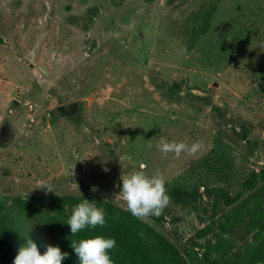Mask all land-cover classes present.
<instances>
[{
	"label": "rangeland",
	"instance_id": "1",
	"mask_svg": "<svg viewBox=\"0 0 264 264\" xmlns=\"http://www.w3.org/2000/svg\"><path fill=\"white\" fill-rule=\"evenodd\" d=\"M137 170L180 264H264V0H0V197L130 213Z\"/></svg>",
	"mask_w": 264,
	"mask_h": 264
},
{
	"label": "trees",
	"instance_id": "2",
	"mask_svg": "<svg viewBox=\"0 0 264 264\" xmlns=\"http://www.w3.org/2000/svg\"><path fill=\"white\" fill-rule=\"evenodd\" d=\"M170 90L178 93L179 86L173 85ZM104 210L107 215L103 226L87 227L72 235L66 224L72 212L65 211L64 204L57 203L51 194L14 201L0 197V264H12L23 243L22 236L31 228L29 235L38 245L46 238L49 244L69 253L62 264H79L71 244L93 235L115 237L116 247L109 250L115 264H180L178 249L155 228L110 205ZM242 263L246 264L244 260Z\"/></svg>",
	"mask_w": 264,
	"mask_h": 264
},
{
	"label": "clouds",
	"instance_id": "3",
	"mask_svg": "<svg viewBox=\"0 0 264 264\" xmlns=\"http://www.w3.org/2000/svg\"><path fill=\"white\" fill-rule=\"evenodd\" d=\"M148 147L151 148V144ZM157 147L163 153L173 152L178 156L182 151L194 152L198 144L189 147L183 142H169L161 138ZM104 170L108 171L107 168ZM121 180L119 195L126 202V210L142 222H147L150 216H160L170 203V195L162 174L149 175L143 170H137L122 176ZM40 187L45 188L46 191L54 190V187L47 183H42ZM92 190L95 191V187ZM106 215L107 213L96 200L84 198L73 206L66 224L70 227L72 235H75L87 227L103 226L106 223ZM31 229L28 230L27 235L22 236L23 243L18 247L12 264H62L69 253L62 251L58 245L43 242L38 245L29 235ZM71 247L78 257L79 264H115L109 251L116 247L115 237L93 235L72 243Z\"/></svg>",
	"mask_w": 264,
	"mask_h": 264
},
{
	"label": "flooded vegetation",
	"instance_id": "4",
	"mask_svg": "<svg viewBox=\"0 0 264 264\" xmlns=\"http://www.w3.org/2000/svg\"><path fill=\"white\" fill-rule=\"evenodd\" d=\"M56 112H65L63 114L71 117V118H74V119H79V116H80V112L78 110V108L76 107L75 104H71V105H66L65 107L63 108H60L58 110H56ZM6 129V125H4L1 129V134H3V131Z\"/></svg>",
	"mask_w": 264,
	"mask_h": 264
},
{
	"label": "water",
	"instance_id": "5",
	"mask_svg": "<svg viewBox=\"0 0 264 264\" xmlns=\"http://www.w3.org/2000/svg\"><path fill=\"white\" fill-rule=\"evenodd\" d=\"M63 107H65V106H63ZM63 107H60V108H63ZM60 108H59V109H60Z\"/></svg>",
	"mask_w": 264,
	"mask_h": 264
}]
</instances>
